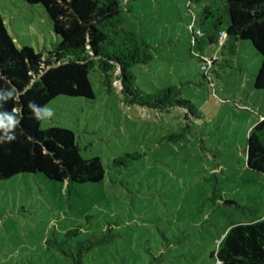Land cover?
Here are the masks:
<instances>
[{
    "label": "rangeland",
    "instance_id": "obj_1",
    "mask_svg": "<svg viewBox=\"0 0 264 264\" xmlns=\"http://www.w3.org/2000/svg\"><path fill=\"white\" fill-rule=\"evenodd\" d=\"M120 1L124 27L153 55L132 68L135 85L143 93L176 86L188 105L158 112L127 104L119 81L108 89L97 64L93 99L49 102L54 115L41 128L71 130L82 157H99L105 175L69 187L39 173L0 180V264H67L47 240L73 227L83 237L108 227L114 234L87 264H217L211 254L230 224L264 217V175L247 168L245 153L264 117V89L253 86L260 56L248 41L235 53L192 44L209 0ZM0 15L18 48L45 52L58 42L42 5L0 0ZM226 27L225 18L219 32ZM134 153L128 166L113 162Z\"/></svg>",
    "mask_w": 264,
    "mask_h": 264
},
{
    "label": "trees",
    "instance_id": "obj_2",
    "mask_svg": "<svg viewBox=\"0 0 264 264\" xmlns=\"http://www.w3.org/2000/svg\"><path fill=\"white\" fill-rule=\"evenodd\" d=\"M22 1L44 7L58 42L45 52H35L30 46L18 48L0 15V88L17 90V98L4 103L0 111L21 110L16 139L0 143V180L39 173L68 187L98 183L105 175L103 161L99 157L83 158L71 130L54 126L42 129V120L33 118L29 101L45 107L60 95L93 99L89 75L97 64L106 75L108 89L119 81L127 104L163 112L185 107L188 102L180 97L176 86L143 93L135 85L132 68L148 64L153 55L150 45L124 27L125 7L120 0ZM225 18L226 30L219 32ZM194 20L200 34L191 27L192 44L200 50L219 44L223 48L228 45L235 53L241 41H248L260 56L253 86L264 89V0H209ZM221 33L225 34L223 44L219 41ZM245 153L247 168L264 175V117L249 130ZM139 156L124 154L113 162L128 166L131 159ZM113 237L109 227L87 237L82 236L79 227H73L61 239L51 234L47 244L67 264H87L89 253L109 244ZM213 253L217 264H264V217L231 223Z\"/></svg>",
    "mask_w": 264,
    "mask_h": 264
},
{
    "label": "clouds",
    "instance_id": "obj_3",
    "mask_svg": "<svg viewBox=\"0 0 264 264\" xmlns=\"http://www.w3.org/2000/svg\"><path fill=\"white\" fill-rule=\"evenodd\" d=\"M16 98L17 90L14 87L10 89L0 88V108H3V104L7 101ZM28 107L36 120H50L54 115L51 108L37 106L33 101H29ZM19 113L21 110L17 108H13L11 112L0 111V133L3 134L0 136V143L13 142L16 139V129L20 123Z\"/></svg>",
    "mask_w": 264,
    "mask_h": 264
},
{
    "label": "built area",
    "instance_id": "obj_4",
    "mask_svg": "<svg viewBox=\"0 0 264 264\" xmlns=\"http://www.w3.org/2000/svg\"><path fill=\"white\" fill-rule=\"evenodd\" d=\"M196 33L199 35L200 34V31L199 30H196ZM224 39H225V34L224 33H221L220 34V37H219L220 44H222V42L224 41ZM207 63L209 64L210 63V60H207Z\"/></svg>",
    "mask_w": 264,
    "mask_h": 264
},
{
    "label": "water",
    "instance_id": "obj_5",
    "mask_svg": "<svg viewBox=\"0 0 264 264\" xmlns=\"http://www.w3.org/2000/svg\"><path fill=\"white\" fill-rule=\"evenodd\" d=\"M213 255H214V253L211 254V256H213Z\"/></svg>",
    "mask_w": 264,
    "mask_h": 264
}]
</instances>
